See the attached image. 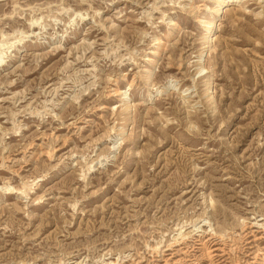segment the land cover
<instances>
[{
	"label": "rangeland",
	"instance_id": "obj_1",
	"mask_svg": "<svg viewBox=\"0 0 264 264\" xmlns=\"http://www.w3.org/2000/svg\"><path fill=\"white\" fill-rule=\"evenodd\" d=\"M219 1L0 0V264H264V0Z\"/></svg>",
	"mask_w": 264,
	"mask_h": 264
},
{
	"label": "bare ground",
	"instance_id": "obj_2",
	"mask_svg": "<svg viewBox=\"0 0 264 264\" xmlns=\"http://www.w3.org/2000/svg\"><path fill=\"white\" fill-rule=\"evenodd\" d=\"M234 0H220L219 1V5L218 7L216 8V14H221L223 12V9L224 7L229 3V2H232ZM214 25L211 24L209 26V28L207 29L209 33H212L214 31ZM210 36V35H209Z\"/></svg>",
	"mask_w": 264,
	"mask_h": 264
}]
</instances>
